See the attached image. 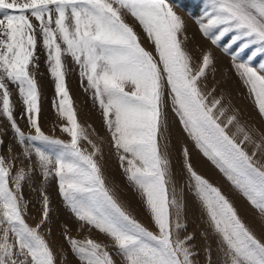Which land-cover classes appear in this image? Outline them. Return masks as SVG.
I'll use <instances>...</instances> for the list:
<instances>
[{
	"label": "snow or ice",
	"instance_id": "obj_1",
	"mask_svg": "<svg viewBox=\"0 0 264 264\" xmlns=\"http://www.w3.org/2000/svg\"><path fill=\"white\" fill-rule=\"evenodd\" d=\"M205 3L203 16L194 17L200 33L230 57L264 118V59H259L264 57V0ZM177 7L182 5L176 0H0V116L9 122L24 157L17 168V156H0V264H57L46 238L54 212L46 185L52 179L79 226L111 241L78 240L62 224L79 264H200L201 252L204 264H264V239L222 189L197 171L182 143L177 151L186 179L177 178L169 108L202 155L264 217V132L242 120L223 90L217 95L218 81L208 86L215 57L211 50L187 47V25ZM40 48L54 80L53 109L66 121L60 130L67 140L41 127ZM65 57L78 69L81 87L99 110L109 150L155 231L109 186L105 138L93 139L95 130L90 133L91 126L78 120ZM10 84L18 88L27 134L14 115ZM37 170L41 214L32 226L25 219L29 202L23 186ZM186 193L202 213V246L196 243L197 230L188 231Z\"/></svg>",
	"mask_w": 264,
	"mask_h": 264
},
{
	"label": "rangeland",
	"instance_id": "obj_2",
	"mask_svg": "<svg viewBox=\"0 0 264 264\" xmlns=\"http://www.w3.org/2000/svg\"><path fill=\"white\" fill-rule=\"evenodd\" d=\"M176 2L181 5L180 1L176 0ZM196 4L201 3L202 6L199 9V14L195 16L196 14L192 16L191 10L183 11V7H177V9L184 12V15H186L191 21H187L188 26H193L195 29V32L197 34V38L201 40L193 39V36L191 33L188 34L189 40L187 43V47L192 50L195 47H199L200 49L208 50V47L219 54H221V49L215 47L214 45L210 44L208 41L209 39H206L199 31L198 23L196 22V19L194 17H202L204 10L206 8L205 0H195ZM201 13V14H200ZM192 17V18H191ZM33 22H35L33 20ZM139 30V29H138ZM192 39V41L190 40ZM231 39V34L229 36H226L222 43H227ZM203 40V41H202ZM191 41V42H190ZM201 41V42H200ZM194 42V44H192ZM197 42V43H196ZM199 42V43H198ZM211 42V41H210ZM196 43V44H195ZM204 44V45H203ZM204 48H203V47ZM238 46V45H237ZM199 55V52L196 53ZM223 58L218 61L219 66H215V73L214 76L212 73L209 74L207 84L209 87H211L214 83L217 81L219 82V87L217 89V95H219L220 91L223 90L227 99H231L232 103L241 110V118L244 121H247L250 125H253L255 128L259 129L261 132H264V118H261L259 114L257 113L254 104L251 100V98L248 96L247 91L245 87L242 85L240 79L236 76L234 70L231 67V60L224 57L223 54H221ZM247 55V53L245 54ZM46 56L44 54V51L42 48L39 49V67L36 70V79L39 84V89L41 93V106H42V113L40 117V123L42 130L48 134L56 136L60 139L67 140L70 139L67 134L61 132L60 126L66 121L62 120L56 111L53 109V99L55 97L54 92V80L50 76L47 65L45 63ZM259 59H264V57H260ZM65 61L67 64V67L69 69L68 76H67V84L70 91V96L72 97L71 88L75 89L77 92V95H81L82 103L81 106L85 109L83 111L85 112V115L88 116L91 114L93 117V120H95L96 128L95 133L98 136L104 137L105 142L104 146L107 150L104 151V168L107 167V180L110 187H115L116 191L119 194L120 199L123 202H126L130 205L131 209L134 211V214L137 216V218L145 224L150 230L155 231L156 229L152 225V223L149 221L148 217L143 213L140 207L139 200L136 196V194L133 192L132 188L128 185V182L126 181L120 167L117 161V158L115 155L109 150L110 146L108 144V137L106 130L103 128L101 123V116L99 113V110L94 107L93 101L90 98V93L86 92L83 87H81V82L78 76V69L76 66L72 63L70 57H65ZM259 60L257 61V63ZM10 91L12 93L11 100L15 106L14 115L16 116L17 123L21 127V129L27 134L29 133L30 129L27 123L26 118H22L20 113L23 109L22 100L19 96L18 88L16 85L10 84L9 85ZM73 100V98H72ZM74 107L77 109L78 112V120L80 123L84 124L85 127H88L90 125L89 119H85L81 116V110L79 109L80 100L77 99V101L73 100ZM85 105V106H83ZM87 107V109H86ZM88 109L90 111H88ZM96 118V119H95ZM168 128L170 132V140H171V146L173 147V165L177 172V178L182 183L186 176L181 168V165L179 163L180 157L178 154V148L180 147L181 143L186 145L190 152H195L201 158L205 163L210 167L211 175L213 176L216 185H218L222 191L231 199L237 208L240 216L242 219L247 223L250 227H252L258 236H260L262 239H264V226H262V221H264V217H261L260 213L254 209L248 201L241 196L227 181V179L223 176L222 173L219 172L218 169L215 168V166L207 159L205 158L202 153L196 148L193 141H191L182 131L178 120L176 117L172 114L170 108L168 110ZM93 125H90L91 127ZM100 127V129L98 128ZM0 129L3 130L0 135H2L3 138V147H0V156H4L5 158L9 157L10 155H15L18 157L16 162V167L19 168L21 166V161L24 160V157L22 155L23 148L21 145H19L13 136V131L10 127L9 122L7 119L3 116H0ZM90 132V129H88ZM98 130L102 131L100 134L98 133ZM96 135H92L93 139H96ZM179 144V145H178ZM9 145L12 148V152L9 153ZM178 145V146H177ZM82 146L88 147L89 151L90 146L87 145L86 141H82ZM36 157L33 154L32 160L35 161ZM25 164H27V161H24ZM202 165L199 163V167ZM105 171V170H104ZM199 172V170H197ZM202 174V172H200ZM215 184V183H214ZM46 192L50 196L52 201V207L54 209L53 215H52V221L51 224L54 225V229L56 228V232L58 231L60 234V238L63 242V246L65 249H67L66 255L62 257H57V264H60L61 260H65L66 256L69 255L73 257L72 260H76L79 264L78 259L74 256V254L71 251V248L67 241L64 238L63 232L64 229L62 227V224H66L69 229V234L73 236L74 238L78 240H83L85 238H91L96 240L97 242L110 244L111 241L108 237H106L103 234H100L97 230L93 229L89 231L88 227L85 226L81 228L79 226V222L76 221L70 213L65 209L62 203V198L59 195L58 192V186L55 179H52L49 181V183L46 185ZM23 196L26 201L29 202L31 209H33L34 213H28L29 218L27 216L25 217L26 221L32 225L35 226V223L38 222V218L40 216V212L38 211L41 208V201H42V195H41V179L39 171L35 172L33 174V179L31 181H26L23 186ZM186 216L188 221V231H193L194 229L197 230V240L196 243L200 246L203 245V241L199 237V228L205 227V224L201 220V211L194 201L193 197L190 193H186ZM37 215V219L35 220L34 217ZM35 220V221H34ZM51 225V226H52ZM56 225V226H55ZM52 229V227H51ZM51 236V235H49ZM104 238V240H103ZM215 259V256H214ZM200 264H204V254L201 252L200 257ZM71 262V261H70ZM66 263V260H65Z\"/></svg>",
	"mask_w": 264,
	"mask_h": 264
},
{
	"label": "bare ground",
	"instance_id": "obj_3",
	"mask_svg": "<svg viewBox=\"0 0 264 264\" xmlns=\"http://www.w3.org/2000/svg\"><path fill=\"white\" fill-rule=\"evenodd\" d=\"M178 1H180V3H181V5H182V7H183V11H187V10H191V13H192V16L194 15V13L196 14L195 16H197V14H199V9L201 8V6H202V4L201 3H199V4H196L195 3V0H178ZM19 2H23V0H19ZM177 11L184 17V19H185V22H186V25H187V34H189V33H191L192 34V36H193V39H196V40H201V39H199V38H197L198 36H197V34H196V32H195V29H194V27L191 25V26H188V23H187V21H191V19H189L186 15H184V12H182L181 10H179V9H177ZM201 14V13H200ZM192 18V17H191ZM191 41H192V39H190ZM190 41V42H191ZM203 41V40H202ZM201 42V41H200ZM197 43V42H196ZM195 43V44H196ZM199 43V42H198ZM192 44H194V42L192 43ZM204 45V44H203ZM203 47V46H202ZM205 47V46H204ZM203 47V48H204ZM210 47V46H209ZM208 47V50H211L212 51V53H213V55H214V57H215V66H219V62L218 61H220V59L221 58H223V56L221 55V54H219L218 52H216V51H214V50H212V49H210ZM206 48V47H205ZM225 57V56H224ZM70 90V89H69ZM71 92H72V98H73V100L74 101H77V99H79L80 100V105L78 106L79 107V109L81 110V116L82 117H84L85 119L87 118V119H89V123H90V125H93V124H95V120H93V117L91 116V114L90 115H88V116H86L85 115V112L83 111V107L81 106V104H83L82 103V99H81V95H77V92L75 91V89H73V88H71ZM83 106H85V105H83ZM83 108V109H82ZM86 109H87V107H86ZM85 110V109H84ZM88 111H90L89 109H88ZM96 119V118H95ZM95 128H96V125H93L92 127H90L89 129H90V133H92L93 132V130H95ZM99 129H100V127H98ZM100 132L102 133V131H100V130H98V133L97 134H100ZM93 135H96V133L95 134H93ZM96 137H97V135H96ZM99 142V141H98ZM179 145V144H178ZM177 145V146H178ZM102 147H103V151H105V150H107L106 148H105V146H104V144L102 145ZM192 153V162H193V165L195 166V168L197 169V170H199V172H202V175H204V176H206L209 180H211L213 183H215L216 184V182H215V180H214V178H213V176L211 175V173L210 172H208V171H210V167L205 163V161H203L201 158H199L198 156V154L197 153H195V152H191ZM174 156L175 155H173V158H174ZM199 163L202 165L201 167H199ZM15 164H16V162H15ZM104 172H105V175L107 174V167H105L104 168ZM30 205L31 204H29V207H28V213H34V211H33V209H31L32 207H30ZM27 218H29V215H27ZM35 218L37 219V215L35 216ZM35 219V220H36ZM34 220V221H35ZM52 225V224H51ZM56 226V225H55ZM52 227V229H51V236H49V235H47V233H46V238L48 239V241H49V243H50V245L52 246V248H53V250L56 252V255H57V257H62V256H64V255H66V253H67V249H65L64 248V246H63V242H62V240H61V238H60V233L57 231L56 232V228L54 229V225H52L51 226ZM103 240H104V238H103ZM73 259V257H72V255L70 256L69 255V253H68V255L66 256V263L65 264H78V262L76 261V260H72ZM71 261V262H70Z\"/></svg>",
	"mask_w": 264,
	"mask_h": 264
}]
</instances>
